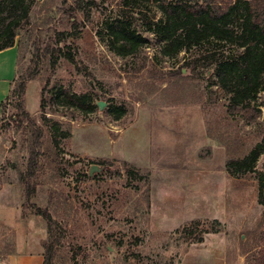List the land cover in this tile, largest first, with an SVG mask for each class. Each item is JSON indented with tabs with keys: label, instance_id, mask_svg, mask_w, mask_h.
Returning <instances> with one entry per match:
<instances>
[{
	"label": "rangeland",
	"instance_id": "rangeland-1",
	"mask_svg": "<svg viewBox=\"0 0 264 264\" xmlns=\"http://www.w3.org/2000/svg\"><path fill=\"white\" fill-rule=\"evenodd\" d=\"M78 2L31 0L30 23L0 55V208H13L25 228L18 239L0 224V264L18 246L32 256L30 244L44 264L48 224L32 204L59 224L54 264H250L264 235V153L251 173L235 176L228 165L264 147V77L252 109L234 110L215 67H190L197 53L162 57L149 30L162 18L154 9L81 0L72 17ZM117 19L147 40L134 57L109 48L106 26ZM216 50L227 59L243 52L224 43ZM23 81L30 117L21 124ZM61 90L90 96L96 111L57 105Z\"/></svg>",
	"mask_w": 264,
	"mask_h": 264
},
{
	"label": "trees",
	"instance_id": "trees-1",
	"mask_svg": "<svg viewBox=\"0 0 264 264\" xmlns=\"http://www.w3.org/2000/svg\"><path fill=\"white\" fill-rule=\"evenodd\" d=\"M122 4L128 10L154 9L162 18L150 24L149 30L157 37L162 57L175 58L182 52L197 53L198 58L190 67L208 70L215 67L218 85L231 96L230 107L239 111L252 109L264 77V0H123ZM82 5L79 0L78 9L71 10L72 17L83 9ZM30 15L31 0H0V52L15 47L20 30L30 23ZM106 35L110 50L123 59L136 56L147 44V40L132 29L129 20L117 19L107 24ZM222 43L243 52L237 58H221L216 45ZM26 87L23 81L16 89L20 111L16 120L21 124L30 117L25 109ZM54 100L59 106L85 115L94 113L97 108L90 96H78L69 90H61ZM256 111L260 113V110ZM115 113L117 120L125 114L122 109ZM55 132L63 139L70 136V132H61L59 124L55 125ZM263 153L264 147L259 145L246 157L231 160L229 171L235 176L253 172ZM34 154L30 178L39 165L38 152ZM26 190L30 203L35 193L30 181ZM259 202L264 205V186L260 189ZM32 205L33 213L48 224L44 264H54L62 238L59 224L48 211ZM261 247L258 254L248 257L250 264H264V235Z\"/></svg>",
	"mask_w": 264,
	"mask_h": 264
},
{
	"label": "crops",
	"instance_id": "crops-1",
	"mask_svg": "<svg viewBox=\"0 0 264 264\" xmlns=\"http://www.w3.org/2000/svg\"><path fill=\"white\" fill-rule=\"evenodd\" d=\"M9 50V49H8ZM6 51V50H5ZM5 51L0 52V55L4 53ZM13 212V208L8 209V208H0V224H4L16 231L17 238H21L22 235L25 233V228L22 223H18L17 221V216ZM30 233V232H29ZM19 243V241H18ZM28 252H30V257L27 259H24L22 256V253L20 251V247L18 246L16 254H12L10 256V259L8 260L7 264H38L39 263V257L36 256L34 258L35 254L38 253L37 247L30 244V247H28ZM27 257V256H26Z\"/></svg>",
	"mask_w": 264,
	"mask_h": 264
},
{
	"label": "water",
	"instance_id": "water-1",
	"mask_svg": "<svg viewBox=\"0 0 264 264\" xmlns=\"http://www.w3.org/2000/svg\"><path fill=\"white\" fill-rule=\"evenodd\" d=\"M99 107L101 110H103L104 108V105L99 103ZM100 171V168L99 166L95 165V166H92L91 167V170H90V175L93 176L95 173L99 172Z\"/></svg>",
	"mask_w": 264,
	"mask_h": 264
}]
</instances>
